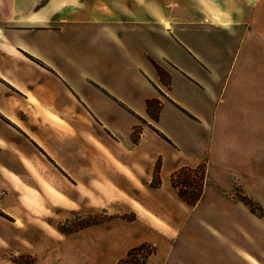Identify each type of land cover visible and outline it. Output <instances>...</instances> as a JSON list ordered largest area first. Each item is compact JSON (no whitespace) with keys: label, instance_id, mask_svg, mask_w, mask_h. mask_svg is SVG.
<instances>
[{"label":"crops","instance_id":"0c3cea01","mask_svg":"<svg viewBox=\"0 0 264 264\" xmlns=\"http://www.w3.org/2000/svg\"><path fill=\"white\" fill-rule=\"evenodd\" d=\"M204 3L0 0V264H15V253L39 254L21 264H116L143 243L155 245V250L140 264H195L200 260L264 264V234L262 243L255 246L254 213L238 215V202L225 194L229 187L264 188V0H229V7L224 8H206ZM162 21L168 23L167 28ZM197 26L237 37V58L244 50L235 76L232 72L225 76L217 89L219 98L210 116L206 99L213 98L216 90L211 85L201 88L198 97L194 94L197 100L190 88L179 83L170 92L158 85L149 87L147 82L136 87L129 81L138 68L125 61L136 59L131 37L160 35L165 37V47L147 43L151 52L166 57L180 79H190L180 62L186 55L196 60L186 41L190 33L199 31ZM99 45L123 56L116 77L127 85L115 88L86 77L92 85L81 93L72 83V68L62 67L65 63L72 67L77 60L95 61L98 55L91 54L99 53ZM160 94L163 105L178 107L179 115L189 123L188 145H205L214 157V168L207 161L205 171L207 177L214 174L216 182L205 184L194 206L182 200L170 182L172 171L186 165L178 162L165 167L163 159L157 184L153 173L158 155L147 148L139 150L130 163L115 161L99 150L111 160L108 167L130 186L131 193L116 191L109 177L101 186L93 180L81 182L73 176L72 166L66 169L61 164L58 142L61 136H75L72 122L83 126L82 139V135L89 136L84 127L91 124L97 126L99 135L117 137L124 147L135 126L141 128L139 142L150 126L163 136V143L176 144L173 133L145 114L147 102ZM182 95L197 104L182 100ZM120 104L131 121L105 122L108 111L113 108L117 113ZM199 132L204 136L197 139ZM89 139L84 141L99 149L100 144ZM131 152L120 149L124 155ZM95 206L109 216L96 228L63 234L48 223L51 214L67 221L79 213H92ZM225 231L240 232L242 236L236 239L243 244H225Z\"/></svg>","mask_w":264,"mask_h":264},{"label":"rangeland","instance_id":"374dc122","mask_svg":"<svg viewBox=\"0 0 264 264\" xmlns=\"http://www.w3.org/2000/svg\"><path fill=\"white\" fill-rule=\"evenodd\" d=\"M228 1L229 0H205L204 5L206 8H224L225 6L229 7ZM166 23V21L161 22L165 28L168 27V23ZM197 27L199 28L197 29L199 31L190 33L188 35V40L186 41L188 42L191 50L194 51L196 60L193 59L192 56L186 55L183 58V61L180 62L184 69L190 74V79H180L171 62L166 61V57H156L151 52L147 43L150 45H155L157 43L158 45H164L165 47V37L160 35L146 36L142 33L136 40L131 37L130 47L134 49V57L136 59L130 57L131 59L126 58L125 61L126 63H129L130 67L138 68V73H136L135 76L132 75V82L130 83L129 81L130 85L134 84L136 87H139L140 85L146 86L148 83L149 87L154 88L158 85L164 91L170 92V87L176 86L177 83H179L190 88L193 92L194 98L197 100L198 95H201V92H203L201 88H203L206 84L211 85L216 90L213 92V98L208 96L206 99L207 102L210 101V106L208 107V115L210 116L214 109L215 100L216 98H219L217 89L221 85L225 76H229L231 72L233 73L232 78L235 76L236 70L240 68V57L244 50L242 49L240 51L237 58L239 52L237 37H230L226 33L217 29L207 30L205 26ZM110 47H113V45H110ZM98 49L99 53L91 54L93 57L98 55V57H95V61L92 62V58L89 60H77L72 62V67H68L67 63H65L66 66L63 65L62 67V70L72 68V83L81 93H85L89 86L92 85V82L87 80L86 77H92V79H95L104 85L108 84L109 86L115 88L127 85V81L120 82L116 77V72L122 69V62H124L123 56L117 51H109L106 46L99 45ZM173 57L177 60L174 55ZM177 63L179 64L178 60ZM216 75L217 81L214 79V76ZM194 87H197L198 90ZM194 94L197 95V97ZM163 98V95L160 94L159 97L155 98V100H149L146 104L147 110L145 111V114L152 122L165 127L171 135L174 134L176 137V144L166 145L163 143V136L158 134L154 129H151L150 126L145 128L146 136L141 142H139L138 137L141 128L140 126H135L129 141H126L124 143V147H122L119 145L120 141L117 137L101 136L97 132V126L89 124L84 127L86 129L85 133H88L89 136H82L87 142L88 138H90L89 140L99 143L100 145L98 149L95 143L93 145L89 143L88 145L84 139H82L81 128L83 126L80 123L72 122L71 127L75 136L73 138L61 136V140L58 142L59 160L61 164L66 169H70L72 166L74 169L73 176L81 182L86 183L93 180L95 186H101L102 184H106V181L110 178V180L114 182L115 190L124 193H131L130 186L123 184L122 181L113 173L112 169H110L111 167H108L111 160L108 161L99 150H103L111 154L112 159L115 161L130 163L132 160L137 159L136 155H138L139 150L144 148L150 149L152 155H158V158L155 160L154 172L155 170L159 172L163 159L165 160V167L179 162L190 167L193 166L187 164L198 163L194 166L201 165L202 168L205 169L207 167V161H210L211 166L214 168V157L212 153L209 156V152L205 145H188L186 132L189 123L183 119L181 115H179L178 107L172 109L168 104L163 105L165 102ZM183 99H187V101L197 104L195 100H192L185 95H182V100ZM161 109L163 110L162 115L159 116ZM117 110L118 112L116 113L115 110L111 108L108 111L107 117L103 118L104 121L108 124H110L113 119L115 121L118 120L119 122L122 120L123 123L128 120L131 121V118H127L128 110L123 104H120ZM166 111L170 114H168L167 118H164ZM166 119L168 122L164 124ZM143 128L144 127L142 126V129ZM195 128L198 130L197 127ZM203 136V132H199L197 134V139L202 138ZM205 136L207 141H209L207 134H205ZM120 149H130L132 152L124 155L120 153ZM180 167L176 169H179ZM158 180H160V175H153V181L157 182ZM215 180L216 176L214 174L210 173L207 177V173L205 171L203 177L204 187L205 184L213 186L214 182H216ZM91 191H93L95 195L100 196L99 193L97 194L96 189ZM218 191L222 192L224 190ZM70 194L72 195L73 193L71 192ZM225 194L231 200L234 199L235 202H238V215H241L242 213L249 214L250 211L254 213V216L251 218L253 224L255 225L253 232L257 235L255 246H259L262 243L261 233L264 234V188H256L252 186L248 188V190H245L237 186L233 188L229 187ZM257 197L263 201L262 205L257 202ZM241 198L247 200L249 204L245 205L241 201ZM122 217L130 219L132 215H125ZM48 218H50L48 223H50L55 230L63 234H68L85 228H96L102 222L107 220L109 216L108 214L103 213L100 206H95L92 213H89L86 216L79 213L78 216L72 218L71 220L69 219L64 221L54 214H51ZM224 233L225 234L223 236L226 240L225 244L233 243V241L236 244H243L240 239H236L239 236H242L240 232L235 231L233 233H229L225 231ZM144 244L145 246L139 248L136 253L132 254V256L125 260V264H135V262L142 260L144 256L155 250V245H152L151 243ZM38 255V253H15L13 260L15 264L28 263L36 259ZM60 255L63 257L65 256L64 253H61ZM195 261L197 262V260ZM195 264L209 263L200 260V262Z\"/></svg>","mask_w":264,"mask_h":264},{"label":"trees","instance_id":"16d2710c","mask_svg":"<svg viewBox=\"0 0 264 264\" xmlns=\"http://www.w3.org/2000/svg\"><path fill=\"white\" fill-rule=\"evenodd\" d=\"M205 174V169L202 168L201 165H196L193 167L183 166L179 169L173 171L170 175V182L173 187L177 189L178 195L184 200L187 204L194 205L199 200L202 195L204 183L203 177ZM153 175L158 176L159 172L155 170ZM160 180H158L157 184H159ZM241 201L248 205V201L241 198ZM145 244H141L139 246H135L131 248L127 254L121 258L116 264H125V260L132 256V254L136 253L139 248H142ZM145 256L143 257V259ZM137 261L135 264H140L142 261Z\"/></svg>","mask_w":264,"mask_h":264}]
</instances>
